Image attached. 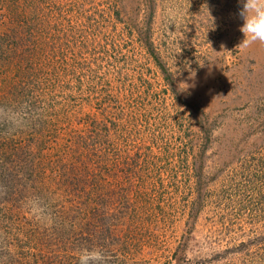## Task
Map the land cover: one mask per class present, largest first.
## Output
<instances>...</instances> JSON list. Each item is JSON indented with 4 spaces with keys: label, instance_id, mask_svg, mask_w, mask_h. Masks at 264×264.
I'll return each mask as SVG.
<instances>
[{
    "label": "rangeland",
    "instance_id": "obj_1",
    "mask_svg": "<svg viewBox=\"0 0 264 264\" xmlns=\"http://www.w3.org/2000/svg\"><path fill=\"white\" fill-rule=\"evenodd\" d=\"M240 8L0 0V264H264V44L238 48Z\"/></svg>",
    "mask_w": 264,
    "mask_h": 264
},
{
    "label": "clouds",
    "instance_id": "obj_2",
    "mask_svg": "<svg viewBox=\"0 0 264 264\" xmlns=\"http://www.w3.org/2000/svg\"><path fill=\"white\" fill-rule=\"evenodd\" d=\"M241 5L239 16L243 21L239 31L243 40L238 48L248 47L253 43L264 44V0H239ZM26 210L39 220L37 206L26 201ZM109 256L99 248H82L78 253V264H109Z\"/></svg>",
    "mask_w": 264,
    "mask_h": 264
},
{
    "label": "trees",
    "instance_id": "obj_3",
    "mask_svg": "<svg viewBox=\"0 0 264 264\" xmlns=\"http://www.w3.org/2000/svg\"><path fill=\"white\" fill-rule=\"evenodd\" d=\"M85 125V122H83V126ZM91 123H89V124H87V125H85V129H88V130H91ZM86 139H87V137H86ZM91 145H93V142L91 141V143L90 142H88V146H91ZM96 167H98V165H96ZM95 167V168H96ZM98 170H100L99 168H98ZM87 193V192H86ZM89 195V194H88ZM89 199V198H88Z\"/></svg>",
    "mask_w": 264,
    "mask_h": 264
}]
</instances>
